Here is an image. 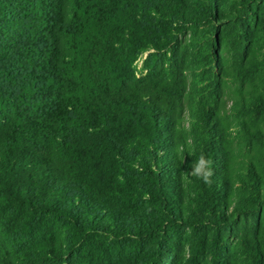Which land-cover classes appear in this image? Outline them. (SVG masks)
Instances as JSON below:
<instances>
[{"label":"trees","instance_id":"16d2710c","mask_svg":"<svg viewBox=\"0 0 264 264\" xmlns=\"http://www.w3.org/2000/svg\"><path fill=\"white\" fill-rule=\"evenodd\" d=\"M0 264H264V0H0Z\"/></svg>","mask_w":264,"mask_h":264},{"label":"clouds","instance_id":"9594fccd","mask_svg":"<svg viewBox=\"0 0 264 264\" xmlns=\"http://www.w3.org/2000/svg\"><path fill=\"white\" fill-rule=\"evenodd\" d=\"M214 161L210 159L205 153H201L194 165L187 171V175L195 177L203 184L211 186L213 183V176L215 170L213 168Z\"/></svg>","mask_w":264,"mask_h":264},{"label":"rangeland","instance_id":"374dc122","mask_svg":"<svg viewBox=\"0 0 264 264\" xmlns=\"http://www.w3.org/2000/svg\"><path fill=\"white\" fill-rule=\"evenodd\" d=\"M144 56H145V53H143L142 56H141V58L137 61V63H136L137 68L140 67L141 59H142Z\"/></svg>","mask_w":264,"mask_h":264}]
</instances>
